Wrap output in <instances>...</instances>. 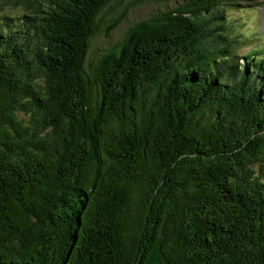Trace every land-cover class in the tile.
<instances>
[{
  "label": "trees",
  "instance_id": "16d2710c",
  "mask_svg": "<svg viewBox=\"0 0 264 264\" xmlns=\"http://www.w3.org/2000/svg\"><path fill=\"white\" fill-rule=\"evenodd\" d=\"M243 1L0 0V264H264ZM147 2L166 7L88 61Z\"/></svg>",
  "mask_w": 264,
  "mask_h": 264
},
{
  "label": "rangeland",
  "instance_id": "374dc122",
  "mask_svg": "<svg viewBox=\"0 0 264 264\" xmlns=\"http://www.w3.org/2000/svg\"><path fill=\"white\" fill-rule=\"evenodd\" d=\"M249 2L252 5L248 7L230 9L228 20L231 22L232 28L234 27L232 33L238 35V38L241 39V43L238 44L236 49L237 55L242 56L253 50L256 55L252 58L251 63L255 66L256 60H264V0H251ZM164 7L166 6L163 2H147L133 7L129 11L127 18L110 36H105L101 31L93 37L88 53V61L97 58L106 48L120 39L126 28L133 21L147 17L150 13ZM118 12L119 9H116L111 16H116Z\"/></svg>",
  "mask_w": 264,
  "mask_h": 264
}]
</instances>
